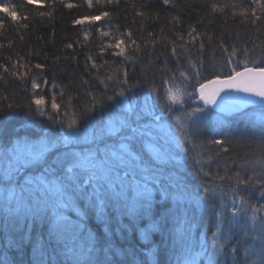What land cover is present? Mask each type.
Returning a JSON list of instances; mask_svg holds the SVG:
<instances>
[{"label": "trees", "instance_id": "obj_1", "mask_svg": "<svg viewBox=\"0 0 264 264\" xmlns=\"http://www.w3.org/2000/svg\"><path fill=\"white\" fill-rule=\"evenodd\" d=\"M213 3L228 7L212 11ZM3 6H11L17 19L0 11V65L10 69L4 73L0 68V143L45 134L59 138L72 130L68 123L73 119L80 131L98 120L122 118L128 123L123 103L136 110L146 101L149 118H157L173 133L168 144L159 147L171 155L170 162L160 167L164 177L175 178L179 189L173 185L171 192L179 191L182 198L164 197L161 185L155 183L150 185L151 196L134 206H130L133 193L127 189L106 202L102 216L87 199L81 203V217L68 214L64 221L47 214L13 213L1 203L0 264H76L81 250L93 264H262L260 242L253 240L259 231L253 229L262 226L264 217V198L259 195L264 189V164L259 163L264 157L259 147L264 143V118L256 116L264 107L224 117L198 104L195 94L200 82L217 75L224 78L233 68L242 70L241 61L250 68L264 67V13L253 0H170L168 4L91 0V6L88 0H0ZM252 8L259 19L252 16ZM241 10H246L247 21L233 15ZM103 12L109 15L91 20ZM173 17H179V22ZM76 19L85 22L74 24ZM190 26L196 29L191 37ZM129 31L139 50L122 35ZM117 40L124 41V55H116L120 48L109 46ZM233 48L235 55H231ZM20 58L12 70L11 64ZM36 64L44 67L37 69ZM182 71L186 76H180ZM33 79L39 88H32ZM169 89L181 90L180 102L168 99ZM38 96L45 99L41 108L33 102ZM53 96L58 110L51 107ZM93 97L100 103H94ZM197 108L204 111L193 115ZM122 134L135 154L151 155L149 133ZM238 177L254 187L238 184ZM148 199L151 206L146 211L141 205ZM234 200L238 208L247 207L246 216H235L239 224L232 222ZM253 205L261 208L255 220ZM163 216L167 221L162 226ZM62 223L72 228L66 231ZM54 230L68 236L67 253L60 251ZM214 233L215 243L221 245L218 251Z\"/></svg>", "mask_w": 264, "mask_h": 264}, {"label": "snow or ice", "instance_id": "obj_2", "mask_svg": "<svg viewBox=\"0 0 264 264\" xmlns=\"http://www.w3.org/2000/svg\"><path fill=\"white\" fill-rule=\"evenodd\" d=\"M29 3L32 0H28ZM112 2V0H109ZM165 4L170 3V0H163ZM89 6H91V0H88ZM253 3L257 5L261 13H264V2L261 0H253ZM11 6H3L0 7V11L7 13L13 21L17 19V14L14 10H10ZM67 7H73L72 4H68ZM212 11L221 10L223 8L228 7V5L220 6L218 4H211L210 5ZM240 15L244 18L245 21L248 20V16L246 14V10H241L239 13H233V15ZM252 16L259 19L260 17L256 16V8L251 9ZM39 15H45L44 12H40ZM109 13L103 12L100 16H93L91 20L96 21L101 18V16H108ZM140 15H144V13H140ZM24 19H27L25 17ZM174 20L179 22V17H173ZM85 21L84 19H76L73 21L74 24H83ZM253 23L255 21H252ZM2 22H0V27H2ZM24 28H27L28 25L24 24ZM196 29L190 26V30L188 35L191 37L192 33H194ZM104 36H108L109 33L104 32ZM126 37L131 41V44L135 46L136 50H139L140 45L134 39H131V32H127ZM179 35V34H177ZM180 39L183 40V36H180ZM123 40H117L114 45H109L110 47L120 48V51L116 53V55H124V48L121 47L123 44ZM175 45V42H173ZM2 47V45H0ZM67 47L71 48L72 44H68ZM203 47V45H201ZM246 51V50H245ZM173 54H176V48L173 46L172 48ZM236 50L233 48L231 55H235ZM20 58L15 63L11 64V69L15 70L17 63H20ZM91 59V57H89ZM191 63V62H190ZM228 63H232L231 59L228 60ZM240 63H245V67L243 70H237L233 68L229 75L224 78L220 76H216L214 79H208L206 81L200 82L199 87L195 89L199 93L200 99L205 102V104H214L216 102V97L225 90H234L237 92L243 93H250L255 96L264 98V67L258 68H250L247 66L246 62L241 61ZM24 65L21 64V67ZM95 67V65H93ZM37 69H41L44 66L41 64H36L34 66ZM192 67H196V65H192ZM0 68L3 69L4 73H9L10 69L7 66L0 65ZM11 74L17 75L18 73L12 71ZM127 75V73H125ZM196 75H200L199 71L196 72ZM180 76H186L185 72H180ZM0 78H3V75L0 74ZM45 83H47L45 81ZM126 83V81H125ZM40 85L36 83L35 79L32 81V88L37 89ZM119 95L123 96V90L120 91ZM183 93L180 89H176L175 93L172 92L171 89L168 90V99L172 101V103H178L182 99ZM107 99L111 100L112 97L109 96ZM244 99V98H241ZM94 103H100V101H96L95 97H93ZM38 108H41L45 104V99L43 96H38L33 101ZM261 103H264V99L261 100ZM12 107V105H9ZM51 107L54 110H58L60 105L56 102L55 96L52 97L51 100ZM204 109L197 108L193 109V115L196 112H203ZM43 114V113H42ZM76 120L73 119L71 122L68 123V128L73 129V131L68 134L64 140L68 142L74 138L79 136V132L75 130ZM127 127V123L124 120H120L117 122H111L107 127H100L97 129L95 126H92L90 129L85 131L84 139L87 141L91 139L92 143L103 142V138L105 135L111 134H119L122 130ZM132 133H137L138 129L133 128ZM144 133L141 131V135ZM134 138V137H133ZM126 140L128 138L126 137ZM131 141L126 143H120L117 147H108L105 146L103 152H101L98 148L93 151L89 150L86 154H71L69 160V166L66 170L63 171L62 180L58 185L52 186L46 191H54L58 198L63 201L65 192L69 188H73L75 190H79L80 186L84 183L82 176L87 175L88 177V184L92 185L95 182V186L91 188L89 191L88 188H83L81 191V195L85 198L92 200L93 204L101 210L100 214L103 215L102 209L105 206L106 202L111 198L113 195V189H119L120 195H123L124 189L127 187H131L133 184L137 189V195L143 197H150L152 188L149 185L155 186V183H159L161 185V191L164 197H168L169 195H173L176 199H181L182 194L178 191L176 193L171 192V187L175 185L177 189H179V185L175 178L168 176L164 177L161 165H166L171 160V155L168 152H161L156 149H152V154L149 156L147 153L144 154L143 157L135 154L130 148ZM213 143L215 144H223L225 141L222 140H214ZM134 147V145H133ZM151 148V145H149ZM261 151H264V143L260 146ZM48 150V146H44L41 148L39 155H43L44 152ZM227 151V149H225ZM259 163L264 164V157L261 158ZM123 173V174H121ZM167 181V182H165ZM238 184H247L249 188L254 187V185L249 184L248 180L237 178ZM257 183H262L261 181H257ZM208 189L205 188V192L207 193ZM259 195L264 198V189L259 190ZM243 201V198H241ZM203 203V201H200ZM246 204V201L244 202ZM145 208V210H150V199L146 200L144 204L141 205ZM251 211L253 213V220H255V214L261 211V208L256 206H250ZM41 212V208L39 203L37 207L34 209L35 214H39ZM233 223L239 224L240 222L235 219L237 213H242L243 215H247V207H240L236 206V201H233ZM216 215L218 217H222V212H217ZM59 219H63V217H59ZM167 221V216L161 217V225L165 224ZM262 226L257 230L253 229L254 231H259V235L257 237H253V240H259L260 242V249L262 258H264V217L261 218ZM222 223V220H221ZM220 224L217 225V232L220 231ZM243 227V225H241ZM215 236L216 233L213 234L214 237V248L219 250L221 245L215 243ZM92 249H90L91 251ZM235 251H239V248L234 249ZM93 264V261L89 257L88 253H85L83 250L79 254L76 255V264ZM95 264H108L107 261H96ZM262 264H264V259H262Z\"/></svg>", "mask_w": 264, "mask_h": 264}, {"label": "rangeland", "instance_id": "obj_3", "mask_svg": "<svg viewBox=\"0 0 264 264\" xmlns=\"http://www.w3.org/2000/svg\"><path fill=\"white\" fill-rule=\"evenodd\" d=\"M145 103L146 101L143 102L140 107L138 105L136 110L133 106L130 107L127 103H123L122 108H125V112L129 116V121L128 123L126 122L127 127L120 133L129 131L131 135L134 136L137 133L133 135L131 131L133 128L138 129L137 132L140 134L141 131L143 133H149L148 141L149 145H151V148L149 147L150 153L152 154V149L164 152V150L159 147L168 144L167 138L173 133L169 128L163 126L157 118L153 120L149 118L147 110L144 108L146 107ZM200 105L209 107L204 104ZM137 110H142V112H138ZM256 116L264 118V112H258ZM120 120L123 119L112 118L105 122L98 120L96 124L92 123L82 131L75 128V130L79 132V136L68 142H65L64 138L70 134L73 129L70 130L69 133L61 135L59 138H52L45 134L35 138L13 139L4 145L0 143V204L4 203L6 206L11 207L13 213L24 212L36 215L34 209L39 203L41 208L40 214H47L52 217V220L58 221H64L63 219L67 218L68 214L81 217V214L84 213V207H82L81 203L87 201V198L81 195V191L83 188H88L90 191L91 188L95 186V182H93L92 185L88 184L87 175L82 176L84 183L80 186L79 190L69 188L65 192L63 201L58 198L54 191H46V189L60 183L63 177L62 170H66L69 166L71 154H86L90 149L95 151L97 148L103 152L105 146L117 147L120 143H125L126 136L125 134L121 136L119 135L120 133L118 137L116 136L117 134L108 135L113 139L105 135L102 143H92L91 139L87 141L84 139L85 131L92 126L99 129L100 127H107L110 121L117 122ZM106 139L110 141L106 142ZM44 146H48V150L44 152L43 155H39L41 148ZM149 187L151 188L150 185ZM127 189L133 193L130 206L136 205L141 198H145L137 195V189L134 184L131 187L125 188L124 192H127ZM112 191L113 195L120 192L118 188ZM113 195L111 197H114ZM59 217H63V219H59ZM64 225V230L66 231L72 228L71 224ZM52 233L58 241L60 251L67 253L68 246L66 241L68 236L64 232H61V236L58 235L57 230H54ZM212 243L213 241L210 242L211 246Z\"/></svg>", "mask_w": 264, "mask_h": 264}, {"label": "water", "instance_id": "obj_4", "mask_svg": "<svg viewBox=\"0 0 264 264\" xmlns=\"http://www.w3.org/2000/svg\"><path fill=\"white\" fill-rule=\"evenodd\" d=\"M195 93L198 103L211 107L216 113L224 117L237 116L248 109L264 107V103H261V100L264 98L250 93L225 90L216 97V102L214 104H205V102L200 99L199 93L197 91H195Z\"/></svg>", "mask_w": 264, "mask_h": 264}]
</instances>
